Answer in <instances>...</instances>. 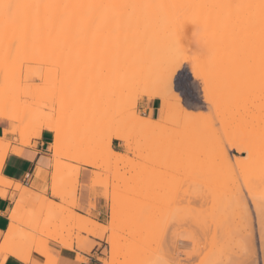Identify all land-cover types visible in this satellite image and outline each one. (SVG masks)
<instances>
[{
	"label": "snow or ice",
	"instance_id": "obj_1",
	"mask_svg": "<svg viewBox=\"0 0 264 264\" xmlns=\"http://www.w3.org/2000/svg\"><path fill=\"white\" fill-rule=\"evenodd\" d=\"M12 11L43 10L45 14L44 31L49 40V55L62 60L71 71L69 84V111L64 125H37L29 134L40 141L45 132L49 140L59 151L64 137L77 135L80 121L85 116L81 97L87 96L92 88L93 77L97 78V90L100 102L106 111L109 103L104 94L105 87H119V94L110 92L111 99L122 113L118 129L108 126L102 133L105 147L111 151V142L126 141L127 155L133 159L140 157V146L132 150L129 130L141 132L151 130L154 134L167 128L175 112L188 117L208 121L214 129L217 146L224 154L235 148L229 137L225 122L213 110L202 114L195 106L207 96L208 81L204 75L193 74L192 69L201 65H212L217 58L218 44L228 37L229 44L239 38L251 24L242 23L240 10L251 9L259 13L261 36L260 92L264 100V0L259 4H233L229 2L175 5L151 0H123L120 3L81 4L70 2H48L31 4H0ZM177 8L200 9L191 15L172 10ZM89 10L87 19L79 10ZM95 10V15H91ZM111 10V16L108 15ZM30 18V17H29ZM103 31L104 39L97 42V33ZM78 41L73 43L72 34ZM4 37L0 36V40ZM13 50L15 44L12 45ZM147 49L150 60L146 72L129 73L130 60L142 63L138 54ZM77 89L79 91H77ZM155 101V103H153ZM10 103L0 104V110L10 111ZM149 109H157L151 112ZM189 109L193 111L189 112ZM96 114L95 103L92 106ZM8 127H0V135L7 136ZM146 150H153L167 157L171 154V145L161 137L149 135L145 138ZM235 163H238L235 162ZM2 166V161H0ZM162 182L145 185L139 191H130L127 195V208L121 207V213L127 212L142 230L152 238L156 250L153 259L147 264H205L202 259L208 251L209 239H214L211 222L207 219L209 209L214 207L213 193L203 183L186 180V172L159 169ZM96 185L85 184L82 195L86 201H93ZM111 199L112 223L109 229L117 231V194L108 185L105 189ZM57 195L55 191L51 193ZM138 197L151 200V203L138 210ZM223 215L233 217L237 213L247 219L249 213L259 212L264 224V191L257 198L251 188L243 183L235 191L224 209ZM207 226L208 232L202 230ZM191 228V235H181V230ZM4 247L0 249V264H70L68 259L53 260L52 253L30 244L9 246L8 237H2ZM187 241V243H184ZM65 256L79 254L75 249L64 245ZM97 264H104L98 261ZM214 264H223L216 261ZM233 264V262H229ZM234 264H249L248 261H236Z\"/></svg>",
	"mask_w": 264,
	"mask_h": 264
},
{
	"label": "rangeland",
	"instance_id": "obj_2",
	"mask_svg": "<svg viewBox=\"0 0 264 264\" xmlns=\"http://www.w3.org/2000/svg\"><path fill=\"white\" fill-rule=\"evenodd\" d=\"M103 39H104V37L101 38L98 42H100ZM47 47L48 48L46 50L45 55H42V53H44L45 51L42 53H39L40 55H42L45 58L42 57L43 58L42 59L41 56L38 55V60H36L35 62L31 63V62L27 61V62H23V64L19 63L20 65H23L24 68L22 66L20 67L19 64L16 65L14 62L11 64V67L9 66V69L13 68L12 65L14 66V68L17 66V70H18V68H21L22 70L19 69L21 71L25 70L27 68L26 66H32L35 68L38 67L36 69H39L40 71L42 70V73H43L42 78L38 77L37 79H33V81H25V79L23 78L21 81H19V82H21L20 87H19L20 93L18 92L17 94H18V97L20 95V97H21L20 100L17 97L18 103H14V105H12L10 107L11 109H10V111H8L7 114L0 116V123L8 124V122L16 120L15 121L17 123L16 135H13L11 137L13 138L14 136H16L17 138H19V137H22L23 135L24 136H30L28 145H30L32 139L36 138L35 136L29 134V130L31 128H33L34 126L40 125L42 122H44L46 120H50L52 122H55L56 125L57 124L64 125V124H66V121L68 118L69 84L71 83L73 76L72 75L66 76V73H69L71 71V69L68 67H62L61 65H59V63L57 61H55V62L51 61L50 62L48 59V61L50 62V64H49V62H47V56H48L47 51L49 49V46H47ZM145 57H146V55H145ZM39 58H40V60H39ZM146 58L148 60V56ZM144 60H145V58L143 59V61ZM143 61H142V63H137V62L133 63L130 60L129 67L127 68V71L129 73H133V72H137V69L140 70L142 68H146L145 64L147 65L148 61L146 63H144V65L142 67H139L140 65L143 64ZM27 64H29V65H27ZM137 64H139V65H137ZM13 69L8 71L7 75H9L11 71H14ZM242 69H244V68H242ZM242 69H241V71H242ZM142 70H144V69H142ZM228 70H229V68H228ZM202 71H203V74L208 81V85H210V86L212 85L213 90H212V88L210 89V86H207L211 92L210 93L211 99L206 100L203 97L201 99V103L196 105L195 109L199 110L202 114H207L208 112L215 110L217 113H219L218 117L220 118L222 113H223L222 112L223 108H225L224 102L226 103V101H227L226 99H228L229 97L231 100L230 102H234L235 97L233 99H232V97L235 96L236 91H238L239 92L238 94L239 95L241 94V96H243V99L239 98L240 96L239 97L237 96V98L241 102V104H240L241 106L240 105H238V106L240 107V110L242 112L245 111L244 99L246 97L244 96L245 91H242L244 88L243 89L240 88L241 86L243 87L242 79L239 80L240 75H241V77H243V74H241L240 70H238L239 72H237V70H234V71L232 70L233 71L232 75H235V74L238 75V73H239V76L236 77V75H235L233 77V79H235V77H236L235 80L230 79L231 81H234L235 87L233 85H231V86L234 88H236V87L237 88L234 90V88L232 89V87H231V89H230L229 88L230 86H227L228 88H223L225 90V92H224V90L222 91V88L218 89V87H219L218 83H220V81H222L221 79H223V78L226 79L227 74L225 72H227L229 74V71H227V69H226V71H225V69H223V71H225V72H223V71L221 72L220 70L219 71L214 70L211 73L209 70H205V71L202 70ZM139 72H141V70ZM1 73H3V72L0 71V75H1ZM13 73L14 72H12V74ZM218 73H221V76ZM12 74H10V75H12ZM14 74H16V73H14ZM3 75L4 74H2V76ZM2 76H0V81H2V83H3V80H1V79H3ZM15 76H16V77H14V78H16L15 80H17V74ZM244 76H246V74ZM252 76L253 75H251V77ZM9 77L12 78L11 76H8V78ZM44 77H46V79ZM230 77H232V76H230ZM44 79H45V81H44ZM244 79H245L244 81L246 82L247 81L246 77ZM247 79H248V77H247ZM7 81L11 82V80H8V79H7ZM224 81L227 82L228 80L227 81L224 80ZM13 82H14V80L12 79V83ZM253 82H256V81H253ZM222 83H223V81H222ZM0 84H1V82H0ZM256 84L258 85V81ZM41 86L44 89L53 93V96L48 101H46V103H43V101L40 102L36 98L31 99L30 97L27 96V92L31 88H36V87L40 88ZM224 86H222V87H224ZM238 87L240 90L238 89ZM253 87L256 90H254V88H253L252 90L249 89L250 91H248L249 97H247V98L250 101L248 103L246 102V108H247L246 111L250 110V112L253 113L254 116H257V114L263 115L264 114V106H262L260 104H263L264 100H262V98H261V92H260L259 88H257L256 86H253ZM250 88H251V86H250ZM119 90L120 89L118 86L112 87V88L105 87L104 94L106 97H108V100H109V103L107 105V109L105 111L104 105L101 104V102H100L99 92L97 90V78L93 77L92 88H91L90 93L87 96L81 97V103H82V106L85 110V116L80 121L78 134L75 136L69 135L67 137H64L63 141H62V146L59 149V151H57V149L55 147H53V144L49 145V150H50L52 161H53V170L56 171L59 167H61V169L57 172V175L55 177L50 176L51 177V190H52V192L55 191L57 193L55 198L59 199V202L50 200L48 198V196L46 194L47 188L43 189L42 191H39L35 188L34 185L28 186V185L22 184L23 186L27 187V191H25V192H17L16 191L18 196L16 197L14 195L15 197L13 198L12 208L14 206H15V208L12 211V216H10V222H9V227H8V228L14 229L15 231H18L21 227H25V228H28L30 230V228L32 227L31 225H33V223L29 222V221H24L23 219L26 216L33 215L36 212L37 213L40 212V213L44 214L53 205L60 204V207H61L56 212V214H54V216H53L56 219L55 220L56 222L59 220L57 223V224H59V226L56 225L55 227H51L50 229L48 227H46L45 229H44V227H41V228H43L42 231L41 230H30L31 233L30 232L27 233V235L24 238H21L22 239L21 241H17V243L19 244L20 242L21 243L23 242V244L29 243L30 245H36V246L41 247L45 252L51 251L50 247L53 246L52 243H55V244L63 247V245L60 244L59 240H61L60 235H61V229H63L62 228L63 224L67 222V219L70 216L68 214L69 212H73V213H77V214H81V212H83L84 214H82V215L89 216V217L93 218L94 220H97L99 222L104 223L107 226V229H109V226L112 223L111 199L108 197V193L105 189L108 185H111L115 189L116 194H117V214H118L117 220L127 223V225H125V227H123V229L119 232V234H123L126 236H132V238L134 237L133 239L137 243V244H135V246L133 245L134 243L132 245L131 244L127 245V249L128 250H137L135 253L132 254L133 258H134V256L137 257L139 255L141 258L144 257L146 259V262L149 261L150 259H153L155 254H156V250L152 244V238L142 230L141 226L135 222V220L132 218L131 215H129L127 212L122 214L120 209L122 206L127 208L128 203H127L126 198H127V195L130 191H139L145 185L155 184V183H159V182L163 181L164 177L159 171V169L162 165L166 171L167 170H174L177 173L186 172L185 179L191 180L193 183H200L202 181V179H204L202 182H204V181L209 182L210 181L209 183H205L206 185H204V186L206 188H207V186H209L210 188L212 187V190L209 187L208 188L213 193L214 201H217V203L218 202L219 203L218 204L215 203L217 207L214 205L213 209H209L211 211L210 212L211 215L209 213L208 214L209 216L207 217V219L212 224L211 225L212 231L216 228L215 226H217V230L219 228V225H222V226L218 230L219 234L217 233L216 229L213 231L215 236L218 235L216 237L214 236L215 241H214V239H209V241H208L207 254L202 258L204 260L205 264H214V262H216V261H222L223 264H229V262H233V264H234V262H236V261H245L244 260L245 259V244H244L245 242L243 244L241 243V242H243V238H245V229L243 228V227H245V221H244V219L242 220V217L240 216L239 213L236 214L237 216L235 215L233 217L223 216L221 210L224 209L225 206L223 207V205L221 203V201H224L223 200L224 198H221V197H224V196L227 197L225 193H226V191H228L227 189H229L228 187H230L231 185L233 186V184H237L236 186L234 185L235 187H238V185L241 186L242 183L245 185L244 180H247V178L245 179L244 177H246L247 175L250 174L249 171L253 170L251 168L253 166L252 159H249L250 157H249L248 153L240 154L234 148H232V150L229 149L230 151L228 150L229 151L228 153H231L230 157L232 156L231 161L234 160L232 162L230 161L233 164V166H234L233 170H235V173L237 175L234 174L233 173L234 171L232 170L233 166H228L230 164V162H228L227 163L228 165H226L225 161L222 160L223 161L222 162L220 158L214 159L215 157H217L216 153L214 156L213 155L214 153L210 152L212 149V145L214 144L213 146H215V138H214V135L212 134L213 128L210 126L208 121H206L204 119L195 118V117H188V116H185L179 112H175V113H173L167 128L164 129L162 132H156V134L155 133L153 134L151 132V130H145V131L141 132L138 129H132L126 133V135L131 138L133 152H135L137 145L140 146V157L138 160L143 161L144 165L140 164L139 166L135 165L132 167L124 168L123 162L129 157L127 155L128 151H129V148L127 146V142L126 141H118L115 138L111 142V149H114L115 151L123 154V157L121 159H119L117 156L107 155V154H109L110 151L107 147L104 146L102 138H101L102 133L106 127L111 126L114 129H118L119 125H120V121L122 120V113L120 112L116 103L111 99V96H110V92H116V94L118 96ZM229 90L231 91L230 93H232V91H233V93H232L233 96L232 95L229 96V94H230L228 92ZM77 91H79V90L77 89ZM252 91H253V93H252ZM219 92H222V94ZM227 93H228V95H227ZM225 94H226V97H225ZM250 94H251V98L253 99L252 100L253 103L250 99ZM223 96H224V98H223ZM228 102H229V99H228L227 103ZM94 103L96 105V114L95 115H93V112H92V106ZM153 103H155V101H153ZM221 104H222V106H221ZM248 104H249V106H247ZM250 105H252V106H250ZM233 106H230L229 109H231ZM236 106H237V104H236ZM218 107H219V110H218ZM239 107H238V109L234 108V110L232 108V115H234L233 113L236 114L235 111L237 110V112L238 111L240 112L239 114H241V116L245 117V112L243 115L241 113V111L239 110ZM229 109H228V104H227L226 109H224L225 110L224 113H227V112L231 113V111ZM32 111H34L35 113ZM149 111L151 113V112L158 111V110L157 109H149ZM188 111L191 112V111H193V109H189ZM251 113L249 114V112H247V114H249L251 116V118L249 116V119L254 120L255 118H253L254 116ZM239 114L237 113L236 117H238ZM257 118H258V116H257ZM257 118L255 120H257V122H258ZM253 122L255 123V121H253ZM257 126L258 125L253 126V129L257 128V130H258L259 126L258 127ZM202 127L205 129L201 130ZM253 129L250 128L248 133L253 134L250 132ZM205 130H206V134L204 133ZM242 131H244V130H242ZM255 132H258V131H255ZM207 133L209 135L208 137H207ZM254 134H256V133H254ZM149 135H155L156 137L162 136L167 143L171 142V140L168 141L169 138H171V139L175 138V140H173L171 142V145L173 143V146H174V147L171 146V154H169L167 157H165L156 151L146 150L145 138L148 137ZM244 135H245V133H244ZM171 136H173V137H171ZM9 139L0 140V145H4L5 141H7ZM17 144H19V143L16 141H11L12 147L17 146ZM20 145H22V144H20ZM215 147H217V146H215ZM215 147H214V150L216 152ZM261 149H262V147H260V149L258 148V151ZM211 153L214 156V158L210 157ZM54 154H59V160H56V162L53 160ZM233 156L235 158L236 157L240 158V160H244L241 163V168H243L242 171H240L241 168L238 167V165H235L236 163H234L235 159ZM91 157L96 158L99 162L104 163V164L100 165V166L89 165L87 163V161L89 159H91ZM150 157H151V159H150ZM145 158L147 161H144ZM242 158H244V159H242ZM0 159H1L0 161H2L1 157H0ZM249 162H251L252 166L250 165L251 167H247L248 168V170H247L245 168V163H249ZM62 163L64 165H60ZM82 165L89 166V167L93 168V170L91 171V177H90L89 184L94 183L96 185V188L93 191L94 202L93 201H86V204L88 205L87 208H83V206H82L83 200H82L81 196L78 195L79 190L80 189L83 190L85 187V184L84 183L82 184L80 182V171H81ZM226 166H228L232 171L230 169L226 168ZM246 166H249V165L247 164ZM256 167H257V164H255V167L253 166L254 170L257 169ZM249 168H251V170H249ZM225 169H227L228 172ZM244 169L247 170V175H246V171ZM0 170H1V168H0ZM229 171H231L233 173V174L230 173L231 176H230V174L228 176ZM243 171H245L244 176L242 175ZM252 173L253 172H251V174ZM203 174L206 176L203 177ZM212 174H216L218 176L217 177L218 179H215V177H214L215 175H212ZM41 176L44 177V175H41ZM201 177H203V178L201 179ZM231 177H232V179H231ZM251 177H248V179ZM45 178L46 177H44V179ZM133 178H134V180H133ZM233 178H235L236 180L237 179H239V180L236 181ZM196 180H197V182H196ZM199 180H200V182H199ZM217 180H219V181H217ZM57 181H59V183L61 184L58 187H57V185L55 186V184H56L55 182H57ZM211 183H213V184H211ZM215 183L217 185L219 184L217 189H219L221 187V190L219 189L221 191V193H220V191H217L214 189V188H216L217 185H215V187L213 188L212 185H214ZM207 184H211V185H207ZM223 184L225 186H223ZM10 188L14 189V187H10ZM232 188H234V187H232ZM222 189L225 191H223ZM218 193L220 194V196ZM25 194H27V195H25ZM24 195H25V198L23 197ZM19 197L20 198L23 197L22 200L19 199ZM97 197H102L106 202V211L102 215H96L92 212L93 210H96V199H97ZM45 200H49L52 202L50 204L46 205V204H44ZM67 200H73V201L76 200L79 203L77 205L70 206L69 210H67L66 208H64L66 206L65 201H67ZM227 201H224V202L227 203ZM41 203H43V204H41ZM150 203H151V200L144 199L143 197H138V203H137L138 210L142 209L144 207H147ZM37 204L38 205L41 204V205L36 207ZM224 205H226V204H224ZM62 206H64V207H62ZM215 207H216V209H215ZM218 207H219V209H218ZM212 210L213 211L215 210L214 211L215 213ZM257 213H259V212H257ZM256 214L252 215V213L250 212V216L251 215L253 216L251 219L252 222H250L253 225H251V224L250 225L254 226V228L251 227V228H253V231L251 233L252 234L254 233V235H253V239L251 240V237L249 236L251 233L249 232L250 233V234L248 233L249 237H246V238L249 239L250 242H248L247 239L246 240L248 243H251V241L253 242L252 244L255 243V245H254L255 251H253L254 253L252 252L250 254V257H249L250 259H248L247 261L249 262V264H264V243H263L264 242V230L262 231V229H264V224H262V222H261V217L259 218ZM219 215L222 217L221 218V219H223L222 221L220 220ZM238 216L241 217V221H244V222L240 221V225L237 223L240 219V218H238ZM212 221H213V223H212ZM226 221L230 222V223L227 222L226 225L228 226V224H229V226H231L230 227V229H232V231L230 230L231 233H229V231H227L225 233L226 229L229 230V226L225 227ZM235 222L237 223L238 227H240V228L236 227ZM258 224H260L261 226ZM57 226H58V228L59 227L60 228L58 229ZM241 226H242V228H241ZM224 227L226 229H224ZM53 228H55V229L57 228L56 231L54 229V234L57 233V235L55 234L56 238L53 237L54 234L51 233V229L53 230ZM58 230L60 232L59 234H58ZM202 230L205 231V233L208 232V229H207V227L205 228V226L204 227L202 226ZM237 231L240 232L241 234L238 233ZM100 232H101V236L103 238L94 237L96 235L91 236L90 234H88V232L81 231L78 228H75L72 231H70V233H69L70 235L68 237L71 238L74 242H76L78 239H86L87 240V247H90L93 245V247L91 249H93L95 246L99 245L100 249L102 250V254L105 256L102 259L103 262L105 263L104 259H108L110 254H111L110 253L111 252L110 247H109V237L111 235V231H106V230L102 229V230H100ZM7 233H8V230H7ZM7 233H6V235H7ZM48 233H51V235H53V236H49ZM47 234H48V236H47ZM191 234H192L191 228L181 230V235H191ZM222 234H224V235H222ZM58 236H59V238H58ZM2 237H3V234H0V238H2ZM230 238H231V240H230ZM216 240L217 241L219 240L218 241L219 243ZM1 241H2V239H0V243H1ZM98 241H101L102 244H99ZM215 242H217V243H215ZM184 243H187V241H184ZM120 246L123 247L122 245H120ZM81 250H84V249H81ZM90 250H84V251H90ZM228 256L232 257V258L229 259ZM234 256H235V259H233ZM232 259H233V261H232ZM118 260H120L119 261V263H120L124 259H123V257H119Z\"/></svg>",
	"mask_w": 264,
	"mask_h": 264
},
{
	"label": "bare ground",
	"instance_id": "obj_3",
	"mask_svg": "<svg viewBox=\"0 0 264 264\" xmlns=\"http://www.w3.org/2000/svg\"><path fill=\"white\" fill-rule=\"evenodd\" d=\"M48 2H57V3H59V2H70V3H81V4H90V3L91 4H108V3H120V2H123V0H0V4H3V5L17 4V3H19V4H31V3H48ZM151 2H162V3H166V4H175V5L212 4V3H221V2H229V3H233V4H237V3H239V4H259L260 3V0H151ZM172 11H175V12H178V13H181V14H185V15H191L192 13H198L201 10L200 9H195V8H177V9L172 10ZM79 14L81 16H84L87 19V17L89 16L90 13H89V10H87V9H81V10H79ZM111 14H112L111 13V10H109L108 15L111 16ZM91 15H95V10H92ZM239 15H240L241 22L242 23H246V24H251V27L248 28L246 31H242L239 34V38L237 40H235L231 44H229L228 37L225 36L224 39L218 44L217 58H216L215 62L212 65L201 64V65L193 68L192 69V72H193L194 75L195 74L204 75L202 70H204V71L205 70H209L210 73H211L214 70L215 71H219L220 70L222 72L223 69H225V71L227 69V71H229V74L230 75L227 72L223 71V72H225L227 74L226 75V79L223 78V79H221L223 81V83H222V81H220V83H218L219 84L218 89L222 88V91L224 90L223 88H228L227 86H230L229 87L230 89L232 87L231 85L234 86V81H231V80H235L236 77L239 76V73H238V75L235 74L236 77H235V79H233V77L235 76V75H232L234 70H237V72H239L238 70H240L241 74H243V77H241V75H240V79L239 80L242 79V83H243V87L241 86L240 88L241 89H243V88L245 89V90L244 89L242 90V91H245V95L244 96L246 97L244 99V101H245V111L242 112L240 110V107L238 106V105L241 104V102L237 98V96L238 97L240 96L239 98H242V99H243V96H241V94L239 95L238 94L239 93L238 91H236L235 96H233V94H232L233 91H232V93H230L231 91L229 90L228 91L230 93L229 96L232 95L233 96L232 99L235 97V101L234 102H230L231 100H230V97H229L228 98L229 99V102L227 103L228 99H226L227 100L226 103L224 102L225 108H223V111H222L223 113H222V115H221V117L219 119H221V120H223L225 122V125H226V128H227L229 137L236 144V147L234 149H236L237 152L240 153V154L248 153V155L250 157L249 159H252L253 166L255 167V164H257V167H256L257 169L254 170L253 166L251 165V162L245 163V168L247 170H248L247 167H251V166H252L251 168L253 170H251V168H249V170H251V171H249L250 174L247 175V170L244 169L246 171V175H247L246 177H244L245 179L247 178V180H244L245 181L244 183H245L246 187L251 188L252 193L257 198H259L260 193L262 191H264V150H263L264 149V114L263 115H261V114L258 115L257 114V116H258V118H257V116H254V114L251 113L250 110H247L246 111V109H247L246 108V102L248 103L250 101L247 98V97H249V93H248V91H250L249 89L252 90L254 88L253 86H256L260 90V80H259L260 79V66H261L260 22H259V13L256 10L242 9V10H240ZM45 23H46V20H45V14H44L43 10L36 11V10H26V9H20V10H15L14 9L12 11V15L10 16L9 15V11H8L7 8H0V36L4 37V39L0 40V71L3 72V73H1L0 76H2V74H4L6 76V77L4 75L2 76L3 79H1V80H3V83H2V81H0L1 82V84H0V104H2L5 101V98H7V101L10 103L11 106L14 105V103H18V101H17L18 94L17 93L20 91V88L19 87H20V84H21V82H19V81H21L23 78L25 79V81H33V79H37L38 77H40V78L43 77L42 70L40 71L39 69H36L38 67L35 68V67H32V66H26L27 68L25 67L26 69L23 70V71H21L22 70L21 68H18V70H17V66L14 68V66L12 65V67L14 69L13 68H11V69H13L14 71H11L10 74H12V72L16 73L17 74V80L18 81L15 80L16 78H14V77H16L15 76L16 74L13 73L12 75H10V74L7 75L8 74L7 72L11 70V69H9V66L11 67V64L13 62L16 65H18L19 63L23 64V62H27V61H29V62L32 63V62H35L36 60H38V55H40L39 53H42V52L45 51L44 53H42V55H45L46 54V50L48 48L47 46H49V40H48V37L46 36L45 31H44ZM103 37H104L103 31L98 32L97 33V37H96L97 38V42L101 38H103ZM71 40H72L73 43H76L78 41V37H77V35L75 33L72 34ZM13 44H15V49L14 50H13V47H12ZM49 50H50V48L47 51L48 53H49ZM42 55H40L41 58L43 57ZM145 55H146V57L148 56V60L145 57ZM141 57L142 58L144 57L145 60L143 61L144 58L142 59ZM43 58H45V57H43ZM138 58L143 61V64L139 66V67H142L144 65V63H146L147 61L150 60V53H149V51L147 49H144L142 51V53L138 54ZM48 59H49L50 62L51 61L52 62L53 61L54 62L57 61L59 63V65H61L62 67H66L65 64H64V62L62 60H60L59 58L53 59L48 54V56H47V62H49ZM39 60H40V58H39ZM50 62H49V64H50ZM131 62H133V61H131ZM27 65H29V64H27ZM137 65H139V64H137ZM21 66L23 67V65H20V67ZM145 66H146V64H145ZM228 68H229V70H228ZM242 68H244V69H242ZM19 69H21V70H19ZM142 69H144V70H142ZM142 69H140L141 72H146L147 71V67L146 68H142ZM241 69H242V71H241ZM140 70L137 69V72H139ZM218 74L221 76V73H218ZM245 74H246V76H244ZM251 75H253V76L251 77ZM8 76H11L12 78L9 77L10 78L9 79ZM230 76H232V77H230ZM245 77H246V80H247L246 82L247 83L244 81L245 80L244 79ZM247 77H248V79H247ZM44 78L46 79V77H44ZM7 79L8 80H11V82L10 81H7ZM12 79L14 80L13 83H12ZM45 79H44V81H45ZM224 80H226V81L228 80L227 81L228 83L225 82ZM253 81H256V82H253ZM257 81H258V85L256 84ZM221 85L222 86L225 85V86L222 87ZM42 86L40 88H37V87L36 88H31L27 92V96L30 97L31 99H35L36 98L38 101H40V102L43 101V103H46V101H48L53 96V93H51L50 91L44 89ZM207 86H210V85H207ZM250 86H251V88H250ZM234 87H232V89ZM211 88H212V85L210 86V89ZM236 88H234V90ZM210 89L208 88L207 96L204 97L206 100H210L211 99ZM238 89H239V87H238ZM212 90H213V88H212ZM254 90H256V89L254 88ZM253 91H252V93H253ZM224 92H225V90H224ZM219 93L222 94V92H219ZM227 95H228V93H227ZM225 97H226V94H225ZM18 98L20 100V98H21L20 95H19ZM223 98H224V96H223ZM250 99H251V101L253 100L251 98V94H250ZM235 103L237 104V106H236ZM252 103H253V101H252ZM227 104H228V109H229L230 106H233V105H234L232 107L233 110H234V108H237L238 109V107H239V110L241 111V113L243 115H244V112H245V117L241 116V114H239L240 112L239 111L237 112L236 109H235L236 110L235 112H236V114L237 113L239 114L238 117H236L237 115L235 113H233L234 115H232V108L229 109L231 111V113L230 112L224 113V111H225L224 109H226ZM260 105L264 106V103L263 104H260ZM221 106H222V104H221ZM247 106H249V104ZM250 106H252V105H250ZM218 110H219V107H218ZM32 112H34V111H32ZM247 112H249V114L251 113L254 116L253 118H255V119L257 118L258 119V122L255 119L254 120L249 119V116L250 115L247 114ZM7 113H8V111L5 112V111L0 110V116L1 115H5ZM250 118H251V116H250ZM15 121L16 120L10 121V122H8V124L0 123L3 127L4 126H7L8 129H9L7 136L0 135V140H4V139H9L10 138L9 140L5 141V144L4 145H0V150H1L0 151V157L2 158V166H3V163L5 161V158H6L7 154L10 151L11 152H15V153H21V147H19V146L12 147L11 141H16V142H18L19 144H22V145H28V143H29L30 136H24L23 135L22 137H19V138H17L16 136H14L13 138L11 137L13 135H16L17 123ZM253 121H255L256 124ZM41 124H44V125H56L55 122H52L50 120H46V121L42 122ZM255 125H258L259 126V127L257 126L258 127V130H257V128L256 129H253V126H255ZM250 128L253 129L252 131H250L253 134L248 133V131L250 130ZM202 129H205V128L202 127L201 130ZM206 130L204 131L205 134H206ZM242 130H244L245 132L242 131ZM212 131L211 132L214 135V129ZM255 131H258V132H255ZM244 133H245V135H244ZM254 133H256V134H254ZM208 136L209 135L207 133V137ZM171 137H173V136H171ZM169 140H171V142H172L173 140H175V138H172V139L169 138L168 141ZM171 142H168V143L171 145ZM213 145H212V149H211L210 152H213L214 153L213 154L214 156H215V153H216V156L217 157L214 158V156L212 155V153H211V156L210 157H213L214 159L220 158L221 161L222 160L225 161L226 165H228L227 163L231 161V157H232V156L230 157V154L231 153H228L230 150L227 152V154H224L222 152V150H221V147L216 145V142H215V146H217V147H215ZM171 146H173V143H172ZM214 147L216 149V152L214 150ZM260 147H262V149L258 151V148L260 149ZM231 150H232V148H231ZM107 155H109V156H117L119 159H121L123 157V154L122 153L117 152L114 149H111V151ZM53 157H54L53 160L55 162H56V160H59V154H54ZM138 159L139 158L133 159L131 157H128L123 162V167L124 168H127V167H132V166H135V165H138L139 166L140 164L141 165L142 164L144 165L143 161H141V160L139 161ZM150 159H151V157H150ZM234 159H235V162L238 161V163H236L235 165H238V167L241 168V163L244 160H240V158H238V157H236V158L234 157ZM242 159H244V158H242ZM144 161H147L146 158L144 159ZM232 161H234V160H232ZM231 162H230V164L228 166H233V164ZM87 163L89 165H92V166H100V165H103L104 164V163L99 162L96 158H92V157H91V159H89L87 161ZM247 164L249 166H246ZM60 165H64V164L62 163ZM2 166H0V168H2ZM228 166H226V168L230 169ZM60 169H61V167H59L56 171L53 170L51 173L44 172L43 175H44V177H47V176L55 177L57 175V172ZM233 169H234V166H233L232 170ZM242 169L243 168H241L240 171H242ZM225 170H227V169H225ZM1 171L2 170H0V198L7 197V195H8V189L10 187H14L15 192L16 191L17 192H25V191H27V187H24L22 184L17 183L14 180H12V179L4 176ZM231 171H229L228 176H229L230 173H232ZM233 171H234L233 173L236 174L235 173V170H233ZM245 171H243V173H242L243 176H244ZM227 172H228V170H227ZM251 172H253V173L251 174ZM37 173H38V177L41 176L40 175L41 174L40 171L39 172L37 171ZM216 174H212V175H215L214 176L215 179H218L217 178L218 177L217 176L218 174L217 175ZM205 176L206 175L203 174V177H205ZM230 176H231V174H230ZM203 177H201V179ZM248 177H251V178L248 179ZM231 179H232V177H231ZM233 179L236 180L235 178H233ZM133 180H134V178H133ZM197 180H196V182H197ZM203 180L204 179H202V181ZM238 180L239 179H237L236 181H238ZM202 181L200 182V180H199V182L200 183H203L204 185H206L205 183H209L210 182V181L209 182H206V181L202 182ZM217 181H219V180H217ZM55 183H56L55 186L57 185V187L61 185L59 183V181H57ZM211 184H213V183H211ZM211 184H207V185H211ZM224 184H223V186H225ZM215 185H217V184L215 183L214 185H212L213 188L215 187ZM218 185L214 189L217 190V191H220L221 190V187L219 188L220 190L217 189L218 188ZM234 185L236 186L237 184H233V186L231 185L230 186L231 188L228 187L229 189H227V190L229 192L228 191H226V193L224 192L226 194V196H227V197H225V196L224 197H221V198H224L223 199L224 201H227L228 199L230 200L232 194L235 191L239 190L240 187H241L240 185H238V187H235ZM208 187L209 186H207V188ZM232 187H234V188H232ZM210 189L212 190V187ZM223 191H225V190H223ZM12 192H14V191H12ZM220 193H221V191H220ZM25 195H27V194H25ZM25 195L23 196L24 198H25ZM219 196H220V194H219ZM22 198L19 197V199H21V200H22ZM76 200H74V201L73 200H67V201H65L66 202L65 203L66 206L65 207L62 206V207H64L67 210H69V207L70 206H72V205L74 206V205H77L79 203ZM229 200L227 201V203L229 202ZM224 201H221L223 207L227 205V203L224 202ZM49 202L50 201L45 200L44 201V204H47V203L49 204ZM215 203L218 204L219 202L217 203V201H214V205L216 206ZM223 203L226 204V205H224ZM41 204H43V203H41ZM41 204H39V205L37 204L36 207L40 206ZM216 207H215V209H216ZM219 207H218V209H219ZM60 208H61L60 207V204L53 205L44 214H42L40 212H38V213L36 212L33 215L26 216L23 220L24 221H29V222H32L33 223V225H31L32 227L30 228V230H41L42 231L43 228H41V227H44V229L46 227H48L50 229L51 227H55L56 225L59 226V224H57L59 220L56 222L55 221L56 219L53 216H54V214H56V212ZM211 209H213V208H211ZM210 212L211 211L209 210V213ZM68 214L70 216L68 217L67 222L63 224V227H62L63 229H61V235H60L61 240L58 239L60 241V244L63 245V247H64V245H68L70 248H72L75 244H77L78 246L81 247L87 241L86 239H78L76 242H74L71 238L68 237L70 235L69 234L70 231H72L75 228H78L81 231H86L90 235H96L97 237L99 236L100 238L102 237L100 230H102V229L103 230H106L107 229V226L104 223L98 222L97 220H94L93 218H91L89 216H85V215L77 214V213H73V212H69ZM210 215H211V213H210ZM256 215L259 218L261 217L259 215V213H257ZM10 216H12V213H11ZM117 216H118V214H117ZM223 216H226V215H223ZM252 217L253 216L252 215L250 216V213H249V215H248V217H247L246 220L244 218H242V220L244 219V221H245V227H243L245 229V238H243V242H241L242 244L245 242L244 243L245 244V259H244L245 261H247L248 259H250L249 258L250 257V254L253 251H255V249H254L255 248V246H254L255 243L252 244L253 243L252 241H251V243H248V242H250V240L246 238V237H249L250 236L251 237V240L253 239L254 233L252 234L251 232L253 231L254 226H251L253 224L250 223V222H252L251 221ZM221 218L222 217L220 216V220L222 221L223 219H221ZM238 218H240V219H239V221L237 223L240 225L241 217L238 216ZM117 219L118 218H116L117 231L115 233L111 232V235L109 237V247H110V251H111L110 253L111 254H110V256H109L108 259H104L105 263L106 264H147L146 259L144 257L141 258L138 255L139 257L138 256L137 257L134 256V258H133L132 254L135 253L137 250H128L127 249V245H130V244L132 245L134 243L133 245L135 246V244H137V243L133 239L134 237L132 238V236H126V235H123V234H119V232L123 229V227H125V225H127V223L118 221ZM244 221H241V222H244ZM227 222H229V221H226L225 222V227H228L229 226V224H228V226L226 225ZM212 223H213V221H212ZM237 223H236V227H238ZM258 225H260V224H258ZM58 226H57V228H58ZM221 226L222 225H219L218 230L221 228ZM206 227L207 226H205V228ZM215 227H216L215 229L217 230V226H215ZM225 227H224V229H226ZM230 227L231 226H229V230H227V229L225 230V233L227 231H229V233H231L230 230L232 231V229H230ZM251 227H253V228H251ZM238 228H240V227H238ZM241 228H242V226H241ZM54 229L55 228H53V230L51 229V233L52 234H54ZM56 229H55V231H56ZM30 230L28 228H25V227H21L18 231H15L12 228H8V233H7L6 236L8 237V244H9V246L23 245V242L22 243L20 242L18 244L17 241H21L22 240L21 238H24L27 235V233L30 232ZM218 230H217V233H218ZM263 230L264 229H262V231ZM51 233H48L49 236H53V235H51ZM59 233L60 232L58 230V234ZM238 233H240V232H238ZM48 234H47V236H48ZM55 234L57 235V233H55ZM55 234H54L53 237H55ZM222 235H224V234H222ZM216 236H218V235H216ZM58 238H59V236H58ZM246 239L248 240V242H247ZM230 240H231V238H230ZM214 241H215V238H214ZM217 242H215V243H217ZM25 244H27V243H25ZM120 245H122L123 247H121ZM3 247H4V241H3L0 249H2ZM119 257H123V259H124L120 263H119L120 260H118ZM228 258L230 259L232 257H229L228 256ZM233 259H235V256L233 257ZM233 259H232V261H233Z\"/></svg>",
	"mask_w": 264,
	"mask_h": 264
},
{
	"label": "crops",
	"instance_id": "obj_4",
	"mask_svg": "<svg viewBox=\"0 0 264 264\" xmlns=\"http://www.w3.org/2000/svg\"><path fill=\"white\" fill-rule=\"evenodd\" d=\"M0 127H3L0 124ZM49 133L45 132L40 141H37L36 138L31 140L30 145H20L17 146L21 147V153L9 152L5 158L3 166L1 168V172L4 176L14 180L17 183L23 185H34L35 188L39 191L47 188L46 194L50 200L59 202V199L53 197L51 195V177L47 176L45 179L43 176L38 177L37 171L41 172L40 175H43L44 172L51 173L53 171V161L51 157V153L49 150V145L52 142L49 140ZM39 169V170H38ZM42 169V170H41ZM44 170V171H43ZM93 168L89 166L82 165L80 171V182L83 184H89L91 171ZM25 187V186H24ZM14 189H8V195L5 198H0V234H3V237L6 236L9 222H10V215L14 210L15 206L12 208L13 198L18 196L17 192H12ZM82 189L79 190L78 195L81 196L83 203V208H87L88 205L86 204V200L82 195ZM13 193V194H12ZM15 195V196H14ZM17 200V199H16ZM49 201V200H48ZM52 201L49 202V204ZM48 205V203L46 204ZM106 211V202L102 197H97L96 199V210L92 212L96 215H102ZM81 214H84L81 212ZM99 222V221H98ZM102 223V222H101ZM93 236V235H91ZM97 237V236H94ZM98 238H100L98 236ZM102 238V237H101ZM3 243V239L0 243V247ZM99 244H102L101 241H98ZM17 244V243H16ZM51 246L52 258L53 260H64L68 259L70 264H97L98 261H103L102 259L105 257L102 254V250L100 246L87 247V241L81 247L75 244L72 248L75 249V252L79 254L80 260L77 261L75 259V255L65 256V252L68 249L65 247L59 246L55 243H52ZM90 251H84V250ZM105 264V263H104Z\"/></svg>",
	"mask_w": 264,
	"mask_h": 264
}]
</instances>
